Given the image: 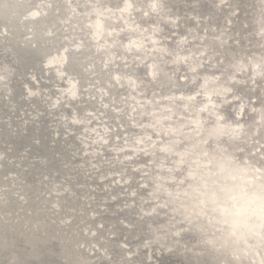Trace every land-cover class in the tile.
Masks as SVG:
<instances>
[{
  "label": "water",
  "instance_id": "obj_1",
  "mask_svg": "<svg viewBox=\"0 0 264 264\" xmlns=\"http://www.w3.org/2000/svg\"><path fill=\"white\" fill-rule=\"evenodd\" d=\"M131 1L0 0V206L17 204L19 213L40 205L31 213L36 218L49 206L55 217L42 226L50 230V240L41 237V227L13 230L17 247L7 237L10 228L2 225L7 241L0 235V264H223V258L228 264L226 215L237 204L234 194L264 195V0H232L234 7L219 9L217 0H159L179 16L174 28L179 35L190 34L186 26L195 24L191 12L201 24H214L217 32L231 30V36L220 44L225 33L218 40L205 36L203 46L190 49L194 59L214 53L220 68L184 70L182 64L177 71L169 69L171 73L152 82L156 95L144 101L137 90L150 91L144 67L150 56L133 24L150 26L152 4L135 11ZM233 8L238 9L235 14L229 12ZM200 25L197 32H209ZM209 62L211 58L203 63ZM219 71L223 74L214 75ZM197 72L202 75L181 79ZM227 74L243 81L232 84ZM212 77L222 80L217 91L230 86L222 98L210 94ZM173 89L188 92L187 97H169L159 106L157 95ZM209 94L217 97L214 113L211 104L203 103ZM231 94L237 98L225 102ZM140 120L145 123L138 125ZM136 127L137 133L128 130ZM26 131L29 135H23ZM150 137L163 143L141 150L139 142ZM122 153L129 154V162L149 164L145 179L152 186L146 189H159V198L139 187L121 194L125 199L110 207L115 211L110 216L128 221L109 223L105 214L97 219V209L116 198L102 200V190L89 184L117 178V172H107L125 170ZM215 158L217 167L212 166ZM72 160L79 163L72 165ZM141 171L136 169L135 176ZM172 175L194 187L192 202L180 205L179 196L187 189L181 190ZM108 185L117 190L120 183ZM29 187L34 193H24L27 199L8 195L9 201L2 193ZM130 198L134 201L129 204ZM90 199L89 205L97 204L92 208L97 215L75 223L71 214ZM112 240L116 244L109 245ZM189 247L188 253L184 248Z\"/></svg>",
  "mask_w": 264,
  "mask_h": 264
},
{
  "label": "bare ground",
  "instance_id": "obj_2",
  "mask_svg": "<svg viewBox=\"0 0 264 264\" xmlns=\"http://www.w3.org/2000/svg\"><path fill=\"white\" fill-rule=\"evenodd\" d=\"M119 1V0H116ZM123 1V0H121ZM166 3H185V4H191V3H195L197 0H165ZM118 3V2H117ZM152 4V12L149 14L150 18L148 20V25L144 24L143 26H141V24L137 23V24H133V26L136 28V31H139V33L141 34V36H139L137 39H140L139 41H143V51L147 52L149 54V62L147 63V61L144 63V67L148 68V81L150 82V91H148V94L146 92V90L142 89H138L137 93L143 92V95L140 96V99H142L143 101L145 99H147V97L152 96L153 94H155V88L153 87L152 82H155V79L159 78V74H165V73H171L168 72L170 71L169 69H172L173 71H177L178 66H184V68L186 67V69L184 70H191L192 68H194L196 65L201 67V68H214V66L218 67L216 60L213 58L214 53H209L205 56H200L199 58L197 57V59H194L193 56H191V47L192 46H198L201 45L203 46V43H201V40L203 37H207L210 40L213 39H219L220 35L222 33H225L226 37H221V39H219V44L223 43L225 41H227L228 37L231 36V30L224 32H217V29H215V25L214 24H210L208 25L207 23H205L206 21H204V24H201V20L200 17L197 15L192 14L191 12H188L189 16H193V19L195 20V24L193 26H186L187 29H190V34L184 33L179 35L178 32L174 29L176 28L179 23L176 22V19L179 17L177 15H171L170 13V7H167L164 5V2L161 3L159 2V0H132L130 7L131 10H138V11H145V9L148 8V5ZM217 6V9L222 8V7H226V8H231L234 7V2L232 0H217L214 3ZM223 4V5H221ZM190 11V10H188ZM238 11L237 8H233L232 10L229 9V12L231 14H235ZM204 20H206V16L203 17ZM160 21L164 22V23H159ZM183 22V21H181ZM201 24V25H200ZM165 25V27L163 26ZM200 25L199 27H201L203 30L205 29H209V32H204L202 31L201 33L196 31V26ZM163 31H168V34L163 33ZM171 34H176L177 36L175 37H171ZM127 36V34H126ZM122 38V37H121ZM147 38V39H146ZM135 39V38H134ZM170 40V41H168ZM192 40V42H191ZM199 40V41H197ZM118 41H123L122 39H118ZM180 42V43H177ZM123 43V42H122ZM124 46V44H121ZM171 45H173L171 47ZM151 49H155L158 51V53L156 52H152ZM182 50V51H181ZM181 51V52H180ZM198 51H201L200 49ZM168 54V55H166ZM211 58V62L207 63L206 65H204L203 62H206L208 59ZM213 58V59H212ZM175 60L176 64L173 67H168V68H164L163 65H167L171 62H173ZM163 64H160V63ZM190 65V66H189ZM222 68H225V66H223ZM237 67H235L236 69ZM238 70V69H237ZM157 72H159L157 74ZM186 72V71H185ZM145 73V71H144ZM200 72H197L196 74H189L187 73L184 75H181V79H185L186 76H191V78H193L195 75H202L199 74ZM223 74L222 71L216 72L214 75L218 76ZM170 75V74H168ZM215 77V76H214ZM212 77L210 82L212 83V89H211V93L210 94H220L219 96H221V98L226 95L225 93H222L223 90H230V86L227 88H221L219 91H217V89L219 87H221L220 85V81L222 80H217L216 78ZM228 77V82H231L232 84L234 82H241L243 81L241 78H237V76H231L229 74H227ZM147 81V83H148ZM209 82V81H207ZM209 82V83H210ZM174 88V87H173ZM218 92V93H217ZM188 92H184V91H174L171 90L170 92H166L165 94L159 96L157 95V99H161L162 102L158 103L159 106L161 105H165L166 99L168 100L169 97L171 98H176V99H182L183 97H187ZM207 96V100L204 101L203 103L205 104H211L209 109H213V113L216 111V107L218 102L217 101V97L214 95L213 97H211V95ZM223 94V95H221ZM236 99L237 96L235 94H231L228 95L227 98H223L224 101H228V100H232V99ZM233 99V100H234ZM173 100V99H172ZM146 102V101H145ZM144 102V103H145ZM232 105L234 106H241V101H233ZM165 107V106H164ZM158 108V107H156ZM197 108H199V106H197ZM209 109H207V112L209 111ZM182 115L181 113H177V116ZM188 115V114H185ZM221 114H218L217 117L220 118ZM176 116V117H177ZM190 117V116H189ZM205 119H208V117L206 116ZM138 120V117L137 119ZM141 123H145L144 120H140L138 122V125H140ZM219 125H221V127L224 125L223 122H220ZM139 128V126H137ZM135 128L133 130L128 129L129 131H132L131 133H137L138 132V128ZM207 127H211V124H208L206 126H204L203 131L207 130ZM191 128H186L185 131H189ZM29 132H23V135H29ZM124 133V132H123ZM219 133V132H218ZM119 137H122V135H120ZM137 139L138 137H142V136H136ZM146 137V136H145ZM105 139V138H104ZM158 140V137H150L147 138V141L145 140L144 142H139V146H142L143 150L145 147H149L151 146V150L155 149L156 146H159L163 143L162 142H158L156 143ZM156 143V144H155ZM87 145H90V143H87ZM114 145V144H113ZM184 145V144H183ZM84 149V148H82ZM123 158H125V161H123V168H125L126 171H128V174L124 173L126 172L123 169H117L116 171L113 172H107V174L110 173H114L117 172L118 177L117 178H110L106 181H102L100 184H92L90 183L89 185H91L93 188H95V186L97 187L96 190L101 191L102 190V194L101 197L103 198L102 200H116V202L114 203H102L100 205L101 209H97L99 212V217L97 219H100L101 217H103L102 214H105V216H110L111 214H114L115 211H113L112 209H110V207H119V204L124 201L122 198V195H126L129 193V191H135V189H137L136 187L142 188L143 190H146L147 193L149 195L153 194L154 196H156L157 198H159V189L158 190H150V189H146L147 187H151L152 185L149 183H147L146 179L149 174L151 173V169H149V164H145L143 162H129L128 160V155L126 153H122L121 154ZM70 158L72 156H69ZM106 160L109 158H106L107 156H103ZM78 160H72L71 163L72 165H75L76 162ZM208 163V162H207ZM206 163V164H207ZM210 163V161H209ZM218 162L216 161V158L213 159L212 161V166L217 167ZM120 167V166H119ZM136 169H142L141 173L139 174V176H135V170ZM210 170V169H209ZM107 171V170H105ZM173 180L175 179V183L181 185L183 180L182 178H180V180L176 178V176L172 175ZM132 181H129V180ZM3 182V180H1ZM115 181L119 182L120 185L118 186L117 190L113 189V187H110L112 185H108L111 183H115ZM128 184V185H126ZM3 185V184H0ZM108 185V186H107ZM130 185H133L130 187ZM194 187L191 186V183H187L185 185H181V190L187 189V191H184V193H181V195L179 196V202L180 205L185 204V200L189 199L192 200V197L190 196V194L192 193V191L194 192V190L192 189ZM119 189H123L125 190L124 192L120 193L118 192ZM192 189V191H190ZM1 193V192H0ZM2 193L6 194L7 196V200L11 201L10 197L8 195L13 196L12 198L14 200H17L19 198H26L27 196H24V193H26V195H32V193H34L33 189L31 190V187H29V189H24V190H20V189H16V188H10V190L8 191H3ZM1 195V194H0ZM92 195L91 193L89 194V196ZM117 195V197H115ZM118 196H121L118 198ZM9 197V199H8ZM35 197H32V199L35 200ZM127 198V197H126ZM40 198H38L37 201H39ZM92 199H90L87 203H85V205H82L78 208L75 209L74 213L71 215H74L73 217L75 218V223L78 222L77 220H80L82 218V216H95L97 215V213H95V211L92 209L97 208V204L93 203L92 205L90 204V201ZM122 200V201H120ZM132 201H134V199H129L127 202L130 204L132 203ZM37 203V202H36ZM183 203V204H181ZM194 203V202H193ZM86 204H88L90 207L86 206ZM15 205V204H14ZM128 205V204H126ZM27 206V205H26ZM30 206V205H29ZM27 206L25 208L24 211H21L19 213H16L18 210L17 208V204L13 207L10 206L9 204H7L4 207L0 206V235L3 236V238L6 240V236H4V234H2V232H4V228L2 227V225L6 226L7 228H10L11 230V235L7 236L10 237L8 238L11 243L13 244V246H16V240L15 237L13 236V230H19L20 228H24V233L30 231L29 229L34 228V229H38V227L40 228V234L41 237L44 235L48 236L47 240H50V230H45L44 227V223H46V221L51 222L49 219L54 220V216L52 214V211H50L49 206L48 207H44L43 210L41 209L40 211V217H35L36 215H32V211H28L30 209V207ZM109 206V207H108ZM39 208V209H38ZM41 206H37L36 208H34V211L40 210ZM72 208V207H70ZM73 209V208H72ZM33 211V212H34ZM179 213V210H177ZM35 213V212H34ZM123 213L126 215H128V210L127 211H123ZM227 218L229 220V228H230V234L228 237V249L226 248V254L228 252L229 258H227V262L228 264H264V221H260L255 217H248L246 219H239L237 217H235L232 214V210L229 211L227 213ZM43 219L42 222H40V219ZM58 217V216H57ZM58 219V218H57ZM94 219V220H97ZM105 219V218H104ZM119 223H125L128 220L123 217V218H115L113 216H110L109 218L106 219V222L109 223H115V222ZM54 224L52 223L53 226V230H55V223H56V219L55 221H53ZM2 223V224H1ZM95 223V222H94ZM97 224H99V222H96ZM43 228V230H42ZM53 236H55L53 234ZM51 236V237H53ZM45 238V237H44ZM7 241V240H6ZM113 241V244H111V242L109 241V245H114L116 244V242ZM116 241V240H115ZM8 245V244H7ZM118 247L119 244H117ZM19 248V247H18ZM121 250V248H119ZM155 250H159L158 246H156ZM184 250L186 252H191L192 251V247L187 248V250L184 248ZM158 253L160 251H157ZM130 254V252H128ZM40 260V259H39ZM38 260V262H40ZM254 262V263H253ZM223 264H226V260L225 258H223Z\"/></svg>",
  "mask_w": 264,
  "mask_h": 264
},
{
  "label": "clouds",
  "instance_id": "obj_3",
  "mask_svg": "<svg viewBox=\"0 0 264 264\" xmlns=\"http://www.w3.org/2000/svg\"><path fill=\"white\" fill-rule=\"evenodd\" d=\"M233 199L237 202L232 214L239 219L255 217L264 221V195H248L242 191L234 194Z\"/></svg>",
  "mask_w": 264,
  "mask_h": 264
}]
</instances>
